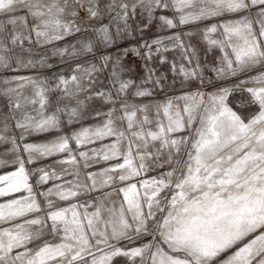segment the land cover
Returning a JSON list of instances; mask_svg holds the SVG:
<instances>
[{"label": "snow or ice", "instance_id": "6c2138e0", "mask_svg": "<svg viewBox=\"0 0 264 264\" xmlns=\"http://www.w3.org/2000/svg\"><path fill=\"white\" fill-rule=\"evenodd\" d=\"M0 198V264H264V0H0Z\"/></svg>", "mask_w": 264, "mask_h": 264}, {"label": "rangeland", "instance_id": "374dc122", "mask_svg": "<svg viewBox=\"0 0 264 264\" xmlns=\"http://www.w3.org/2000/svg\"><path fill=\"white\" fill-rule=\"evenodd\" d=\"M72 42H75V38H72ZM67 43H69V38H66L63 42H57V44L60 45V46H64ZM194 43H195V41H194ZM50 48H51V46H49L48 49L38 48V49H34V51L35 52L48 51L49 55H51ZM113 51H114V49H113ZM198 55L200 57L201 63L204 64L205 66H208V65H212L214 63H217L218 62L217 58L221 55V53L218 50H216V51L208 52L206 54L204 52V50H203V46H200L198 48ZM49 62L52 63L54 65V67L52 69H50V70H44L43 71L44 75H49L50 76L54 72H56V73L62 72V71L63 72H68V69L73 66L72 64L61 63L59 57H51ZM126 63H129L130 66L134 67V71L131 74H129V75H131V77L133 79H135L137 81V83H139L140 78L144 74L143 69L138 66L139 62L133 56V57H130L129 60L126 61ZM22 71L24 72V74H28L26 71H24V70H22ZM160 71L168 73L169 78L171 79V76L173 74L168 72V66L167 65L161 67ZM205 75L207 76V75H214V74L206 71ZM239 97H240V93H235L234 97H232V98H239ZM232 98H230V99H232ZM34 139H36L38 141H42L43 139H45V137L41 136V137L34 138ZM43 163L44 164H48V165H52L53 164V160L52 159H47ZM3 199L4 198H0V202H2ZM117 264H125V260L124 259H119V260H117Z\"/></svg>", "mask_w": 264, "mask_h": 264}]
</instances>
